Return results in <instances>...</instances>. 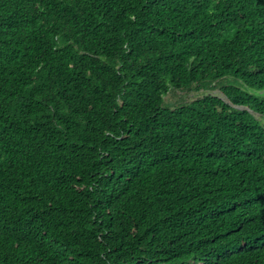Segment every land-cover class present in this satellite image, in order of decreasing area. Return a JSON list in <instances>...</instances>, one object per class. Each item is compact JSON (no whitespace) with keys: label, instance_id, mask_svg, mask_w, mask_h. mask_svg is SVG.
I'll use <instances>...</instances> for the list:
<instances>
[{"label":"trees","instance_id":"16d2710c","mask_svg":"<svg viewBox=\"0 0 264 264\" xmlns=\"http://www.w3.org/2000/svg\"><path fill=\"white\" fill-rule=\"evenodd\" d=\"M0 264H264V0H0Z\"/></svg>","mask_w":264,"mask_h":264}]
</instances>
